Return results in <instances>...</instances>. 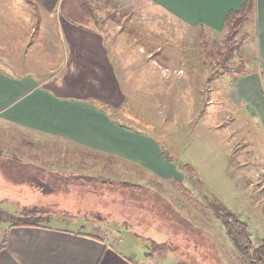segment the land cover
<instances>
[{
    "label": "rangeland",
    "instance_id": "1",
    "mask_svg": "<svg viewBox=\"0 0 264 264\" xmlns=\"http://www.w3.org/2000/svg\"><path fill=\"white\" fill-rule=\"evenodd\" d=\"M97 14L99 23L86 27L90 32H69V42L77 41L75 35L84 42L70 44L58 75L76 74L75 65L90 69L92 77L73 80L72 90L85 92L83 97L91 90H119L117 111L132 118L118 116L155 135L175 171L163 178L140 164L0 119V209L48 218L32 227L86 231L109 245L139 246L160 264H249L220 215L225 206L246 222L256 244L264 239L263 145L251 150L247 140L253 138L243 134L242 143L229 135L230 125L216 126L225 110H210L222 106L224 78L250 66L252 49L242 42L225 63L235 69H223L216 61L201 62L199 34L218 43L224 32L191 29L149 0H107ZM100 62L116 87L100 82V90L92 88ZM8 227L0 224V243Z\"/></svg>",
    "mask_w": 264,
    "mask_h": 264
},
{
    "label": "crops",
    "instance_id": "2",
    "mask_svg": "<svg viewBox=\"0 0 264 264\" xmlns=\"http://www.w3.org/2000/svg\"><path fill=\"white\" fill-rule=\"evenodd\" d=\"M59 1L0 0V119L140 164L163 178L172 175L174 165L164 155L163 145L155 135L133 129L121 118L123 113L116 108L122 101L119 90L114 89L104 96L90 89L92 92L83 97L85 92L72 90L77 89L73 80H83L86 74L92 77L90 69L75 65L76 74L58 75L59 69L63 70L70 44L76 46L84 42L77 35L74 36L77 41L69 42V32L91 31L87 30L90 27L72 24L61 17ZM149 1L179 23L208 32H223L227 11L237 9L245 2ZM248 20L246 30L252 35L244 43L247 50L248 47L252 49H249L253 53L250 66L224 78L228 92L221 94L222 106L210 111L225 110V116L216 126L230 125L229 135L239 142L244 136L253 138L247 140V144L254 150L258 143L264 146V0H253ZM99 41L94 42L99 45ZM201 62L205 64L206 61L201 59ZM104 63L96 66L97 77L92 78L95 84L91 86L97 90H100V82H108V89L110 84L115 86L106 79ZM94 99L103 105L94 104ZM263 146L260 150H264ZM4 238L0 264H160L159 257L150 250H141L139 246L133 248L129 244L127 248L109 245L98 237L57 226H12L5 228Z\"/></svg>",
    "mask_w": 264,
    "mask_h": 264
},
{
    "label": "trees",
    "instance_id": "3",
    "mask_svg": "<svg viewBox=\"0 0 264 264\" xmlns=\"http://www.w3.org/2000/svg\"><path fill=\"white\" fill-rule=\"evenodd\" d=\"M106 3L107 0H60L58 11L60 16L68 22L81 27H90L92 23H99L97 21V9L101 8ZM252 10L253 0H245L239 8L227 11L224 17V36L218 43L207 42L205 31H201L199 34V44L202 48L205 61L209 65L212 64V61H216L223 69H235V67H230L225 63L235 55L240 44L248 38V32L243 33V36L239 39H237L236 36L241 34V30L244 28ZM107 12L106 17H108V15L110 16V12ZM125 20H128L127 16H125ZM220 61L224 64L221 65ZM82 178L88 179L87 177ZM66 181H68V179H66ZM80 186L84 185L81 184ZM223 208L220 218L224 221L227 235L232 243L238 248L249 264H264V239L256 244L252 240V234L246 222L241 220L234 212L228 210L225 206H223ZM47 219L40 216H29L28 214L7 213L2 208L0 209V224L6 222L9 227L39 226L40 223L42 224L44 221H47ZM79 233L83 234L85 232ZM86 234L89 235V233ZM5 241L6 238H3L0 243V249L4 247Z\"/></svg>",
    "mask_w": 264,
    "mask_h": 264
}]
</instances>
